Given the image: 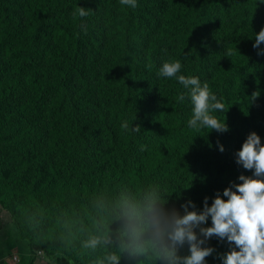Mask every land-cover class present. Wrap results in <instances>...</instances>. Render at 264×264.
<instances>
[{
    "label": "trees",
    "instance_id": "trees-1",
    "mask_svg": "<svg viewBox=\"0 0 264 264\" xmlns=\"http://www.w3.org/2000/svg\"><path fill=\"white\" fill-rule=\"evenodd\" d=\"M136 4L0 0V207L12 227L0 230V264H45L37 251L78 264H168L150 243L134 250L133 211L155 200L199 212L253 177L236 153L252 132L264 146V43L253 48L264 0ZM77 7L89 14L73 16ZM174 60L224 103L212 114L228 132L188 127L189 90L157 75ZM211 226L210 217L201 225ZM92 239L100 243L85 247ZM205 246L215 249L206 264L231 250L215 236ZM189 254L187 244L178 251Z\"/></svg>",
    "mask_w": 264,
    "mask_h": 264
},
{
    "label": "clouds",
    "instance_id": "clouds-1",
    "mask_svg": "<svg viewBox=\"0 0 264 264\" xmlns=\"http://www.w3.org/2000/svg\"><path fill=\"white\" fill-rule=\"evenodd\" d=\"M119 2L121 5L137 7L136 0H119ZM89 11L90 9L77 7L73 16L78 13L80 17H86ZM258 26H264V21ZM262 43H264V29L255 35L253 48L259 49ZM228 55H232L231 49ZM258 55H264V51L258 52ZM181 68L180 60L168 61L163 63L157 75L168 79L175 78L184 89L189 90L188 95L193 107L191 118L187 122L188 127L195 131L210 128L219 133L228 132L226 122H221L212 114L214 111H223L224 103L217 99L207 82L201 84L198 77L178 75ZM259 95V92H254L252 101ZM184 99V94L178 96L179 101ZM122 127L127 129L129 125L125 122ZM133 131L139 132L140 127L137 126ZM238 149L237 145L233 155ZM219 150L224 151L222 145ZM236 157V163L245 170L254 169L255 178L240 175L238 179L241 183L232 184L223 191L226 200L221 198L218 192L209 207L206 197L203 210L199 212L188 210L189 205L193 209L196 207L189 201L188 205H181L184 209L183 215L174 209L169 211L157 207L155 200L143 210H134L129 217V239L134 250L143 251L144 243L147 242L163 254L168 264H206V258L212 255L215 249L205 245L215 236L221 241L226 240L231 248L221 257L222 264H264V146L261 145V139L255 132L248 135ZM209 217L212 226L201 227ZM196 229H199V236H203L204 239L199 238ZM146 234L147 241L144 239ZM98 243L100 240L92 239L85 244V247L95 248ZM185 244L189 246L190 254L178 255L179 249ZM37 255L41 256L42 252L37 251ZM108 259L110 264H118L117 257L111 256ZM59 260L61 258L53 260L47 258L42 262L54 264Z\"/></svg>",
    "mask_w": 264,
    "mask_h": 264
},
{
    "label": "rangeland",
    "instance_id": "rangeland-1",
    "mask_svg": "<svg viewBox=\"0 0 264 264\" xmlns=\"http://www.w3.org/2000/svg\"><path fill=\"white\" fill-rule=\"evenodd\" d=\"M10 223H11V218H10L8 212L5 209L0 207V230H2L3 228L11 229L12 227L10 226ZM26 247H27V244H25V248ZM14 258L15 257L13 256V259ZM38 259H40L43 262H45L47 260V258L44 257L43 253L41 256H38ZM16 263H17V260H16ZM54 264H78V263L68 261L66 259H61L57 263H54Z\"/></svg>",
    "mask_w": 264,
    "mask_h": 264
}]
</instances>
